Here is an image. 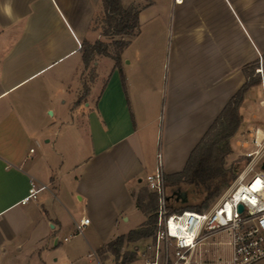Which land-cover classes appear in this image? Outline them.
Instances as JSON below:
<instances>
[{"label": "crops", "instance_id": "obj_1", "mask_svg": "<svg viewBox=\"0 0 264 264\" xmlns=\"http://www.w3.org/2000/svg\"><path fill=\"white\" fill-rule=\"evenodd\" d=\"M122 2L140 29L121 67L99 54L86 67V45L112 41L103 0H0V264H101L102 247L148 220L137 202L158 154L164 174L182 171L264 59V0ZM257 87L231 144L254 123ZM200 246L202 264L232 255L225 232Z\"/></svg>", "mask_w": 264, "mask_h": 264}, {"label": "built area", "instance_id": "obj_2", "mask_svg": "<svg viewBox=\"0 0 264 264\" xmlns=\"http://www.w3.org/2000/svg\"><path fill=\"white\" fill-rule=\"evenodd\" d=\"M183 1L175 0L177 3ZM260 105L264 114V85ZM238 146L245 149L241 152L245 163L236 173L235 186L215 206L206 210H171L162 156L158 154L159 166L147 176L146 182L149 191L158 199L154 250L146 264H195L202 240L222 232L230 236V264H257L264 260V125L253 123L243 130L238 137ZM256 166L261 169L256 171ZM256 182L258 185L254 187ZM37 191L32 181L26 199ZM240 205H243L242 211ZM89 221L84 218L77 225L78 231H82Z\"/></svg>", "mask_w": 264, "mask_h": 264}, {"label": "trees", "instance_id": "obj_3", "mask_svg": "<svg viewBox=\"0 0 264 264\" xmlns=\"http://www.w3.org/2000/svg\"><path fill=\"white\" fill-rule=\"evenodd\" d=\"M104 15L102 18V32L112 39L111 42L98 40L93 44L88 43L84 48L83 60L89 66L96 54L110 56L121 67V55L140 29L139 8L134 4L125 6L122 0H103ZM113 46V51H112ZM257 63V62H256ZM255 63V64H256ZM255 64L246 67L247 80L238 92L231 98L221 115L210 127L202 141L191 153L185 168L174 174H164L165 186L173 187L180 184L200 185L207 191V198L199 206L184 205L179 211L202 210L209 206V200L219 193L222 185L229 183V169L225 167L226 157L232 153L230 139L238 132L243 115L241 107L245 94L252 86L262 83L260 76L254 74ZM125 89L126 80L123 75ZM238 165L233 175L244 165ZM149 199L146 201V199ZM138 206L148 214V220L140 227L130 230L110 241L99 251L100 254L109 252L116 258L115 264H129L136 259L137 253L127 249V246L143 238L155 235L157 224V195L144 193L138 197ZM106 258H104L105 260ZM121 259V261H120Z\"/></svg>", "mask_w": 264, "mask_h": 264}, {"label": "rangeland", "instance_id": "obj_4", "mask_svg": "<svg viewBox=\"0 0 264 264\" xmlns=\"http://www.w3.org/2000/svg\"><path fill=\"white\" fill-rule=\"evenodd\" d=\"M111 49L113 51L114 49L113 46ZM91 74L92 72H89L86 78H90L92 76ZM254 74L261 77L262 85H264V59L260 60L255 64ZM262 96H263L262 87H257L254 96L255 109L253 113L255 114V120L253 122L264 125V114H263V109L260 105V99L262 98ZM49 108L51 109L49 110ZM50 111L54 114L50 113ZM44 113L47 119L50 120L55 119L59 114L58 107L54 105H49L47 109L44 111ZM245 128L247 129L248 126ZM245 128L241 129L240 131L242 132L243 130H245ZM236 139L237 137L233 139L232 144L230 142L233 155L231 157L227 156L225 159V167L229 169L228 172L229 183L224 184L220 187L219 193L208 201L209 206L203 208L205 210L215 206L235 186L234 181L236 175L234 176L233 173L235 172V169L238 168L237 166L240 165V163L242 162L243 157L241 156V152L245 150L241 146L236 145ZM260 169L261 166L255 167L256 171ZM143 193L145 195H150L151 192L149 191L147 185L144 186ZM167 195L170 198V200L168 201V205L170 206L171 210L179 211L180 208L184 207V205H194V206L202 205L205 199L207 198V191L200 185L180 184L177 186L168 187ZM147 200L149 199L147 198L146 201ZM194 210H198V209H194ZM217 237H220V235H218ZM153 245H154V236L149 237L145 241L143 240V242H137L136 244L131 243L130 245H128L127 249L131 251H135L137 253L136 259L129 264H146V259L153 254V250H154ZM210 247L211 246H203V247L199 246L198 251L200 252L201 248H210ZM97 256L101 264H115L117 262L115 256H113L109 252L100 254V251H98ZM201 257H202V253L200 252V255L197 257L195 264H202L203 262H205L202 261ZM219 257L220 258L215 259L216 264H228V261L232 258L231 249L228 246L224 247V249L222 248V253ZM104 258L106 259L104 260ZM95 264L98 263L95 262ZM257 264H264V260Z\"/></svg>", "mask_w": 264, "mask_h": 264}, {"label": "water", "instance_id": "obj_5", "mask_svg": "<svg viewBox=\"0 0 264 264\" xmlns=\"http://www.w3.org/2000/svg\"><path fill=\"white\" fill-rule=\"evenodd\" d=\"M262 168L264 169V162H263ZM239 210H240V211L243 210V205H240V206H239Z\"/></svg>", "mask_w": 264, "mask_h": 264}, {"label": "bare ground", "instance_id": "obj_6", "mask_svg": "<svg viewBox=\"0 0 264 264\" xmlns=\"http://www.w3.org/2000/svg\"><path fill=\"white\" fill-rule=\"evenodd\" d=\"M258 185V182L255 183L254 187H256Z\"/></svg>", "mask_w": 264, "mask_h": 264}]
</instances>
